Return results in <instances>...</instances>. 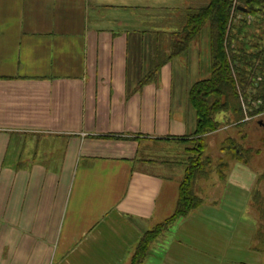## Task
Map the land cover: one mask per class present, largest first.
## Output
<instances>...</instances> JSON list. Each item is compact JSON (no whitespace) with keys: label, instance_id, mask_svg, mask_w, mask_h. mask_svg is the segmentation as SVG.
<instances>
[{"label":"crops","instance_id":"crops-1","mask_svg":"<svg viewBox=\"0 0 264 264\" xmlns=\"http://www.w3.org/2000/svg\"><path fill=\"white\" fill-rule=\"evenodd\" d=\"M185 1L0 0V264H131L172 216L196 128L198 80L185 81L200 69L196 40L139 81L155 45L169 54ZM173 145L178 158H154ZM227 164L224 179L213 168L197 179L202 203L141 264H264L262 173Z\"/></svg>","mask_w":264,"mask_h":264},{"label":"trees","instance_id":"trees-1","mask_svg":"<svg viewBox=\"0 0 264 264\" xmlns=\"http://www.w3.org/2000/svg\"><path fill=\"white\" fill-rule=\"evenodd\" d=\"M237 14L254 17L256 21L252 25L260 29L252 35V41L239 47L234 43L233 31ZM206 22L209 23L210 75L194 82L189 91V100L196 114V128L190 138L193 155L188 157L185 174L179 184L174 213L142 235L131 264H141L150 243L178 218L186 216L202 203L196 192V181L210 172L211 160L205 156L206 136L232 122L223 123L217 115L223 113L230 119L232 114L234 123L241 127L247 117L264 112V0H209L207 5L189 10L181 31L171 36L169 54H164L159 45H155L148 71L139 84L155 80L161 66L186 51L199 37ZM245 25L250 26L243 20L238 33H242ZM242 102L247 105V117L242 113ZM245 137L241 134L240 139ZM221 151L235 161L247 163L249 160L250 150L232 137L224 140ZM227 167V163L217 166L215 171L220 179L225 178ZM259 180H264V172ZM252 206L259 222L255 237L257 248L264 251V195L258 189L252 195Z\"/></svg>","mask_w":264,"mask_h":264},{"label":"rangeland","instance_id":"rangeland-1","mask_svg":"<svg viewBox=\"0 0 264 264\" xmlns=\"http://www.w3.org/2000/svg\"><path fill=\"white\" fill-rule=\"evenodd\" d=\"M208 3H209V0H186L183 3V6L185 8H181L180 6H178L177 7L178 9L177 8L174 9V12L172 13V17H174V19L176 20V23H178L180 27L179 29H176L174 32H172L171 36L173 33H178L181 31L186 21L189 10L199 9L207 5ZM243 20L244 21L246 20V23H249L250 26L245 25V27L242 28L243 29L242 33L240 34L238 33V27L240 24H243ZM254 21H256L254 17L237 14L234 20L235 28L233 30L234 35H235V39H234L235 45L239 47L244 42L252 41L251 40L253 38L252 35L257 34L258 31L260 30L259 27L252 25ZM195 40H196V44H194V46H196L198 57L200 60L199 61L200 69L198 70L196 76L193 75V76L186 77L185 81L191 80V82H194L196 80L207 78L210 75V48H209V23L208 22L205 23L199 37ZM195 40H193L192 42H194ZM181 74H182V71L176 66H173V75H174V78H176V82L174 86L178 87L179 89L182 87V83L184 82L181 80L182 78ZM242 110H243L242 113L247 117V105L245 103L242 104ZM232 116L233 115L231 114L230 115L231 118L227 119L223 113L218 114L217 115L218 120L223 121V123H227L230 120L232 121L229 123L231 125H228L229 127L227 129L224 128V130H221L217 134L210 136L209 138L206 139L205 156L209 157L211 160L210 169L213 168L216 170L219 164L227 163L230 160H232L230 155L227 156L223 151H221V147L226 138L233 137L238 141V143L241 146L250 150V153L248 154L249 155L248 163H250L251 166L256 168V170L259 173H263L264 172V126H260L258 122L262 121L264 123V112L260 114H256L252 117H247L245 119L246 123L241 127H237V125L234 123L235 118H233ZM220 129H223V127ZM241 134L242 135L245 134L246 136L245 139L243 140L240 139ZM186 145H189V144H186ZM174 146L175 145L169 146L171 147L170 148L171 152H169L168 150H166L165 152L162 151L160 153L161 154L160 156L156 155V157L154 158L156 160L165 158L168 162H170V160H174L178 158L179 156L178 153L174 154V152L181 151L182 148L180 146L179 148H177V146L176 147ZM169 147L166 146L167 149H169ZM191 148H192V145L189 148H187L188 157L193 155L192 151L190 150ZM157 150L158 149L155 150L156 153H157ZM175 155H177V157ZM257 188H259L262 195H264V180L260 182V185Z\"/></svg>","mask_w":264,"mask_h":264},{"label":"water","instance_id":"water-1","mask_svg":"<svg viewBox=\"0 0 264 264\" xmlns=\"http://www.w3.org/2000/svg\"><path fill=\"white\" fill-rule=\"evenodd\" d=\"M258 124H259L260 126H264V123H263L262 121H259Z\"/></svg>","mask_w":264,"mask_h":264}]
</instances>
